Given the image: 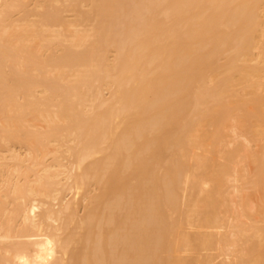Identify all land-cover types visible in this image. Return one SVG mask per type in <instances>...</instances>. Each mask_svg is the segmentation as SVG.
I'll return each instance as SVG.
<instances>
[{"label": "bare ground", "instance_id": "1", "mask_svg": "<svg viewBox=\"0 0 264 264\" xmlns=\"http://www.w3.org/2000/svg\"><path fill=\"white\" fill-rule=\"evenodd\" d=\"M237 129L264 141V0H2L0 264H264Z\"/></svg>", "mask_w": 264, "mask_h": 264}, {"label": "rangeland", "instance_id": "2", "mask_svg": "<svg viewBox=\"0 0 264 264\" xmlns=\"http://www.w3.org/2000/svg\"><path fill=\"white\" fill-rule=\"evenodd\" d=\"M2 0H0L1 2ZM224 60V57H222V61ZM105 94L108 95L110 91L106 89ZM242 129L239 130L237 129L235 132H232L231 134L233 135L232 137L228 138L226 141V148H235L237 150V162L238 164V169L240 172H238V177H236V173L232 174L230 177H228L227 186H228V191H230L235 199V201L239 202L240 200L242 201L243 199L248 200V204L245 208H242V206H239L236 211L239 219L243 224H252L254 223L255 226L261 225L262 222L264 223V188L256 187L253 186L252 184H249L246 182V179L243 178L245 176L252 178L253 174L255 173V165L254 161L251 160L249 155L251 154V150L255 151H262L264 150V141L260 142H255L249 140L248 135L242 133ZM249 146V147H248ZM17 152L21 155H26L27 150L25 147H18ZM11 155L10 151L7 149H0V161L1 160H6L9 156ZM4 156L6 158H4ZM52 156H48L46 158V165L47 163L51 162ZM45 163L42 165V168L45 167ZM56 166L54 167V169ZM42 171H44L42 169ZM61 177L64 176L63 172L60 174ZM208 185H206L207 187ZM0 189H1V179H0ZM71 194H68L66 199H70ZM60 200L56 199L55 200V207H59ZM239 204V203H238ZM237 204V205H238ZM210 230H214V232L218 230H222V228H209ZM264 233V232H263ZM233 249L232 245L228 246V251H231ZM216 250H214L215 252ZM206 252V251H204ZM215 259L214 263L220 262L223 260L230 261L231 260V255L228 254H219L218 252H215ZM183 254H186V252H183ZM233 257V256H232ZM204 262V260H203ZM202 262V264H203ZM209 264V263H207Z\"/></svg>", "mask_w": 264, "mask_h": 264}]
</instances>
